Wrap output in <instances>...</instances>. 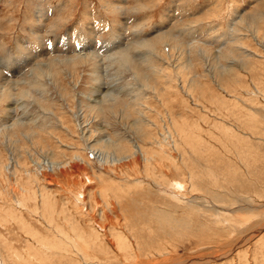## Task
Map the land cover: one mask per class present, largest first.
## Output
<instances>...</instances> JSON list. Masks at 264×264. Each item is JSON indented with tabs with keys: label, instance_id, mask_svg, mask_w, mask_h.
Here are the masks:
<instances>
[{
	"label": "rangeland",
	"instance_id": "obj_1",
	"mask_svg": "<svg viewBox=\"0 0 264 264\" xmlns=\"http://www.w3.org/2000/svg\"><path fill=\"white\" fill-rule=\"evenodd\" d=\"M0 74V264H264V0H0Z\"/></svg>",
	"mask_w": 264,
	"mask_h": 264
},
{
	"label": "bare ground",
	"instance_id": "obj_2",
	"mask_svg": "<svg viewBox=\"0 0 264 264\" xmlns=\"http://www.w3.org/2000/svg\"><path fill=\"white\" fill-rule=\"evenodd\" d=\"M167 35V34H166ZM140 43V42H139ZM141 44V43H140ZM148 46L150 47V46H153L152 44H148ZM137 47V46H136ZM135 49H137V48H135ZM139 49V48H138ZM68 56V55H67ZM82 57H84L83 55H82ZM62 59V58H61ZM130 59H131V57H130V55L128 54V50H124V51H122V52H120V53H118V54H116L115 56H113V57H111V60H112V62H115V61H118V63H120V62H129L130 61ZM85 60H87V57H85V58H83V59H80V60H78V58H76V57H74L73 56V58H67V59H65L64 61H62L61 63H63V62H65L67 65H69V64H73V65H70V66H74V64L76 65L77 63H76V61H84V62H87V61H85ZM108 60V59H107ZM56 60L55 59H53V60H51V59H49V60H46V61H42L41 62V64H38L32 71H33V74L32 75H36V79L35 80H31L29 83H28V85L29 86H31V87H36V88H38L39 87V85H40V87L39 88H41V86L43 85V83H44V80L43 79H45V77H52V78H56L57 77V75H58V73L57 72H55V67H56V64L55 63H53V62H55ZM58 61V60H57ZM88 63V62H87ZM1 75V74H0ZM5 81V80H4ZM22 81H19V82H16V83H18V84H20ZM24 82V81H23ZM42 82V83H41ZM15 84V83H14ZM17 84V86H19ZM26 85V84H25ZM38 88V89H39ZM27 89V88H26ZM7 90V89H6ZM12 91V90H11ZM9 92L10 94L12 93V92ZM10 94H6V97H9L10 96ZM107 95H108V99H107V103L108 102H111V101H113L114 99H116V98H114L113 96H112V94H110V92H108L107 93ZM100 101V100H99ZM98 101V102H99ZM101 103V102H100ZM98 104V103H97ZM106 104V103H105ZM173 185V184H172ZM177 185V184H176ZM178 187H182V184H178ZM260 204V203H259ZM161 221V220H160ZM248 224V223H247ZM185 227V226H184ZM238 230V229H237Z\"/></svg>",
	"mask_w": 264,
	"mask_h": 264
}]
</instances>
